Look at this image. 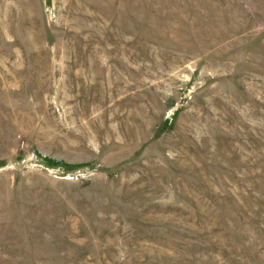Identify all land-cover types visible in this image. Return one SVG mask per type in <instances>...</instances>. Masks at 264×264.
Listing matches in <instances>:
<instances>
[{"label":"rangeland","instance_id":"374dc122","mask_svg":"<svg viewBox=\"0 0 264 264\" xmlns=\"http://www.w3.org/2000/svg\"><path fill=\"white\" fill-rule=\"evenodd\" d=\"M0 264H264V0H0Z\"/></svg>","mask_w":264,"mask_h":264}]
</instances>
